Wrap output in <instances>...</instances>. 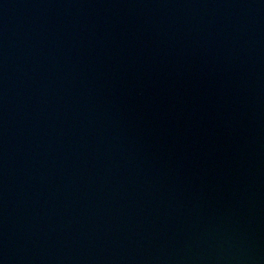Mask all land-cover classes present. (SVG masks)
<instances>
[{"label":"water","instance_id":"water-1","mask_svg":"<svg viewBox=\"0 0 264 264\" xmlns=\"http://www.w3.org/2000/svg\"><path fill=\"white\" fill-rule=\"evenodd\" d=\"M0 264H264V0H0Z\"/></svg>","mask_w":264,"mask_h":264}]
</instances>
